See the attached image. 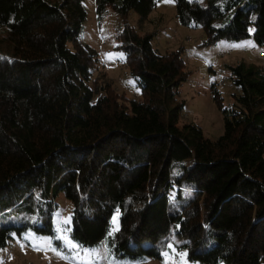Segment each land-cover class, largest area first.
<instances>
[{
  "label": "trees",
  "instance_id": "trees-1",
  "mask_svg": "<svg viewBox=\"0 0 264 264\" xmlns=\"http://www.w3.org/2000/svg\"><path fill=\"white\" fill-rule=\"evenodd\" d=\"M157 1L95 0L120 24L115 48L139 95L127 100L79 40L83 0H0V248L27 229L53 236L61 195L80 247L98 245L118 212L115 257L160 259L171 244L200 264H264V66H228L236 107L213 96L215 141L179 126L182 48L161 54L140 34ZM172 1L200 47L264 49V0Z\"/></svg>",
  "mask_w": 264,
  "mask_h": 264
},
{
  "label": "rangeland",
  "instance_id": "rangeland-1",
  "mask_svg": "<svg viewBox=\"0 0 264 264\" xmlns=\"http://www.w3.org/2000/svg\"><path fill=\"white\" fill-rule=\"evenodd\" d=\"M85 20L79 40L97 54V67L112 83L117 94L128 99H138V89L130 76L124 55L116 49V33L120 28L118 18L110 9L99 17L95 12V0H83ZM127 23L134 27L135 14L130 12ZM153 34L151 47L163 54L182 48L181 59L186 79L179 92L183 101L178 125L189 124L200 129L203 138L215 141L223 131V115L215 107L213 96L221 109H235L233 95L237 94L231 85L228 66L240 62L264 66L263 56L242 52L243 48L254 46L251 39L228 41L219 39L200 47L204 35L201 29L189 30L179 25L175 18L172 0H158L140 34ZM57 210L53 222L56 225L53 236L40 235L27 229L19 236L12 235L8 244L0 248V264H200L187 260L184 250L167 248L160 259H128L113 256L107 247V237L118 229V212H114L104 237L94 247H80L69 239L71 204L61 195L55 198ZM67 221V222H66ZM56 242V243H55ZM71 244L77 247H71ZM167 253V255H165ZM180 253L185 255L181 256Z\"/></svg>",
  "mask_w": 264,
  "mask_h": 264
},
{
  "label": "built area",
  "instance_id": "built-area-1",
  "mask_svg": "<svg viewBox=\"0 0 264 264\" xmlns=\"http://www.w3.org/2000/svg\"><path fill=\"white\" fill-rule=\"evenodd\" d=\"M242 52L255 53V54H257V57H262L263 56V54H261L260 52L256 51V48L254 46L249 47V48H243Z\"/></svg>",
  "mask_w": 264,
  "mask_h": 264
},
{
  "label": "snow or ice",
  "instance_id": "snow-or-ice-1",
  "mask_svg": "<svg viewBox=\"0 0 264 264\" xmlns=\"http://www.w3.org/2000/svg\"><path fill=\"white\" fill-rule=\"evenodd\" d=\"M66 222H67V221H66ZM71 247L75 248V247H77V246H76V245H74V244H71ZM168 247H169V248H171V247H172V245H171V244H169V245H168ZM165 255H167V253H165ZM179 255L183 256V255H185V254H183V253H180Z\"/></svg>",
  "mask_w": 264,
  "mask_h": 264
}]
</instances>
